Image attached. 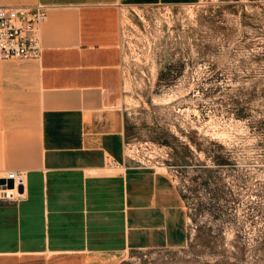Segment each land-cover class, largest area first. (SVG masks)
Here are the masks:
<instances>
[{
  "label": "crops",
  "instance_id": "crops-1",
  "mask_svg": "<svg viewBox=\"0 0 264 264\" xmlns=\"http://www.w3.org/2000/svg\"><path fill=\"white\" fill-rule=\"evenodd\" d=\"M187 5L196 0H124ZM118 0H0L47 7L40 59L0 60V172L23 171L17 204L0 200V261L118 264L132 250L187 240L167 173L127 158ZM113 158L118 168H109Z\"/></svg>",
  "mask_w": 264,
  "mask_h": 264
},
{
  "label": "rangeland",
  "instance_id": "rangeland-1",
  "mask_svg": "<svg viewBox=\"0 0 264 264\" xmlns=\"http://www.w3.org/2000/svg\"><path fill=\"white\" fill-rule=\"evenodd\" d=\"M156 16L135 51L122 45L113 102L127 158L179 191L187 240L118 264H264V0H196Z\"/></svg>",
  "mask_w": 264,
  "mask_h": 264
},
{
  "label": "built area",
  "instance_id": "built-area-1",
  "mask_svg": "<svg viewBox=\"0 0 264 264\" xmlns=\"http://www.w3.org/2000/svg\"><path fill=\"white\" fill-rule=\"evenodd\" d=\"M116 7L119 13L120 43L131 45L135 51L137 40L151 35L148 23L158 21L157 13L162 10H175L179 6L163 3L157 4H130L118 0ZM47 7L36 5H0V60L5 59H40L42 55L40 28L46 18ZM141 43H138V46ZM148 41L141 44L142 50L151 49ZM137 46V47H138ZM140 49V48H139ZM132 50V51H133ZM158 61V60H157ZM109 168H118L119 164L111 157L106 159ZM140 167H147L139 165ZM0 180H12L13 187L7 183L0 184V200L6 203L17 204L21 199V189L24 186L25 173L23 171L0 172Z\"/></svg>",
  "mask_w": 264,
  "mask_h": 264
},
{
  "label": "water",
  "instance_id": "water-1",
  "mask_svg": "<svg viewBox=\"0 0 264 264\" xmlns=\"http://www.w3.org/2000/svg\"><path fill=\"white\" fill-rule=\"evenodd\" d=\"M5 183H7L8 188L13 187V181L12 180H8V181L0 180V184H5Z\"/></svg>",
  "mask_w": 264,
  "mask_h": 264
}]
</instances>
